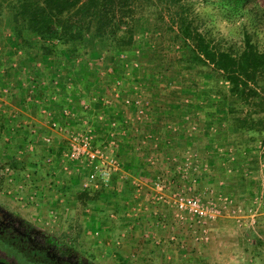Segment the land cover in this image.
<instances>
[{"label":"trees","instance_id":"obj_1","mask_svg":"<svg viewBox=\"0 0 264 264\" xmlns=\"http://www.w3.org/2000/svg\"><path fill=\"white\" fill-rule=\"evenodd\" d=\"M196 3L210 4L213 14L229 20L244 15L251 22L264 19V0H0V95L14 82V96L22 105L29 102V94L31 103L56 110L58 118L67 97L77 102L79 85L100 94L103 81L138 84L146 91L144 98L158 99V127L170 124L175 129L170 133L173 146L189 145L192 153L198 152L193 166L198 158L207 166L193 188L205 178L218 185L221 178L213 172L229 170L238 175L230 187L247 191L245 173L255 168L258 144L264 143V49L247 29L239 42L216 40L198 19ZM101 70L103 75L98 74ZM128 91L123 89L122 95L130 96ZM111 112L109 107L105 115ZM0 119H6L4 113ZM7 124L1 121L2 132ZM19 126L20 121L13 125L16 131ZM232 145L233 161L227 149ZM175 156L174 177L182 179L177 167L190 157ZM126 161L122 165L135 172ZM20 164L14 159L13 168ZM116 178L113 174L110 192L100 190L89 197L91 206L127 196L128 187L122 194L114 191ZM4 244L22 261H30L25 264H50L10 241Z\"/></svg>","mask_w":264,"mask_h":264},{"label":"rangeland","instance_id":"obj_2","mask_svg":"<svg viewBox=\"0 0 264 264\" xmlns=\"http://www.w3.org/2000/svg\"><path fill=\"white\" fill-rule=\"evenodd\" d=\"M194 7L199 14L198 19L205 21L206 29L216 40H221L224 44L239 42L243 37V31L247 29L259 47L264 49V19L251 22L247 15H244L229 20L222 15L213 14L215 11H212L210 4L196 3ZM68 124L74 126V123L68 122ZM2 136L0 137V169L9 165L13 171V180L10 182L7 176L0 175V209L43 232L57 251H71V255L86 264H264V238L259 236L261 234L264 236L263 231L259 230L260 233L257 234L240 225L235 227L231 225L230 218H228L235 209H244L250 204V197L244 189L238 192L228 186V179H232V182L238 181L236 171L223 174L226 187L217 186L207 194L205 188H209V183L205 185L206 182H204L205 187L200 189L205 200L217 197L218 193L233 194L237 202L227 207L225 216L223 215V219L227 221H221L220 218L217 221H206L205 223L193 222L191 225L189 221L177 218L175 209L169 205L159 202L152 203L144 198L138 199L139 195H137V201L133 202L129 210L138 213L137 216L135 212L133 213L134 217H137L134 231L136 229L138 231L135 234L132 233V236L130 233L127 234L130 239L127 245L124 240L126 236L118 240V242L123 241L122 243L115 240L114 245L119 251L110 248L108 253H104L105 242L101 234L102 230L99 232L98 229L96 230L98 237L94 236L96 232H90V229L93 230L90 222H95L94 226L98 227L100 215L88 214V216L87 210H91L92 206L90 199L86 201V197H81L85 190H82L72 178L67 179V175H63L62 171L56 169V164L51 166L44 164L49 151L42 139L33 138L34 151L30 152L24 149L27 143L32 142V139L26 138L28 141L23 142V137L17 136L10 137L11 140H9L4 131ZM55 141L56 144L61 141L59 144L61 145L65 143L66 137H55ZM57 150H60L58 145L54 151L56 157L58 156ZM14 159L21 163L17 169L13 168ZM216 173L218 172H213L214 175H212L216 177ZM220 173L222 171L218 175ZM169 176H161L164 181L162 192L170 193L185 188L182 180ZM259 176L264 179L262 171L256 179ZM173 180H176V183ZM56 181L58 183L60 181V184ZM246 181L247 186L250 185L251 181L249 179ZM70 184L74 185L72 193L77 195L78 199L70 201V205L64 207L63 210V207L59 206V201L63 192L71 196L70 188H68ZM38 185L43 188L40 190L39 198L35 203L28 202L26 197L32 194L33 189H39ZM211 185L214 187L213 182ZM65 193L64 196H66ZM93 195L91 194L90 197ZM114 201V199L113 201L102 199L97 203L104 211L101 214L102 222L114 227L116 231L114 236L118 238L119 235L121 236L119 233L121 230H118L120 225L113 220L106 219L110 210H119ZM119 201L123 202L122 199ZM223 224L228 225L230 231L235 234L238 242L234 245L228 244L221 247L219 244L221 238L219 230ZM204 228L208 231L206 240L203 239L205 235L201 234ZM261 228L264 230V226ZM120 249H122L121 252ZM0 264L17 263L7 262L0 258Z\"/></svg>","mask_w":264,"mask_h":264},{"label":"crops","instance_id":"obj_3","mask_svg":"<svg viewBox=\"0 0 264 264\" xmlns=\"http://www.w3.org/2000/svg\"><path fill=\"white\" fill-rule=\"evenodd\" d=\"M103 70L100 72L98 71V74L101 73L103 75ZM99 77V76H98ZM100 78V77H99ZM103 79V78H102ZM117 81H115L112 84L105 83L104 81L101 82V86H99L98 89H101L102 93L97 94L95 88L92 87L91 90H85L82 88L80 85L78 86V92L80 95L77 97V102L72 101V103L68 102L66 106H71L82 115L81 117L87 121V124L80 122H77L78 127H85L86 125L91 126L92 128L95 129L97 133V138H96V144L97 146L101 147H107L110 141L114 140L116 143V149L115 152L117 156L120 159L121 167L120 171L116 173L117 178L116 180V185H117V191L114 190L115 192L122 194L125 188H129L130 192L127 194L126 197H116L114 198V203L115 205L118 206V209L115 210H110L107 213V218L108 220H113V222L118 223L120 226L118 227V230L120 231L118 238H116L114 231V227H110L102 222V216L103 214V209H101L100 206L97 207H91V210H87V215H100V219L98 220V224H100L98 227L94 226L95 222L93 221L90 222L91 228L90 232H96L94 236L98 237V232L99 230H102V236L104 237V253H108L110 248H113L117 251H119L114 243L115 240H120L124 239L128 244L130 239L128 238L129 234L132 236V233H136L138 230L134 231L135 225L134 223H137V217H134L133 213L135 212L134 210L131 211L129 208L133 206V202L137 201V195L138 199L144 198L147 199L150 202L157 203L153 199V194L155 193V190L153 189V180H154V174H156V171L160 175H165V176H170L174 177V171L173 168L171 167V161L170 159L176 158V154H181L183 156L190 157L189 159H195L197 156V151L192 153V150L190 149L189 145H186L182 149H176L173 146V137L170 134L172 131L170 128V124L168 126H163L162 128L158 127V99L155 97L152 98H144L146 97V91L143 90L141 87H139L138 84L129 85V83L124 82V86L121 84L117 85ZM69 84V83H68ZM94 84L96 85V81H94ZM16 84L14 82L9 83V86L3 89V95H0V113H4L6 119H1L0 121L3 122V124L8 123L7 127L8 129H3L5 132L6 137L11 140L10 137H23L22 140L25 142L28 138L32 139V142L34 143L35 137H39L42 139V136L48 132H50L49 128V123L48 119L45 117L46 115L43 113V108H40V105L37 107L35 106V103L28 102L27 104L22 105L20 103V99L14 96L16 91L13 89ZM119 86H121L119 88ZM72 85H69L67 89L71 88ZM95 87V86H94ZM129 88H132L131 91H128ZM125 89V91H128L130 97L132 99L141 96L142 97V108L145 110L144 115L140 114L139 115V107L136 106L135 104H131V106H126L124 104V95H122V90ZM114 90V91H113ZM117 90V92H116ZM145 91V92H144ZM15 92V93H14ZM63 94V93H62ZM68 98V97H67ZM68 101V100H67ZM74 103V104H73ZM87 105L88 108L84 109V106ZM111 108V115L107 117L105 115V112L108 108ZM45 109V108H44ZM53 113L56 114V110H53ZM120 115V116H119ZM60 116V114H58ZM16 117V118H14ZM59 121L61 123H67L69 120H67L65 117H58ZM109 120L111 121V124L109 123ZM16 121L19 123V121L22 123V128L19 126L18 130L21 128V132L19 134H16V128L13 127L14 123ZM1 123V122H0ZM70 123V122H69ZM190 123V122H189ZM193 123V122H192ZM110 124V125H109ZM125 124V125H124ZM109 125V126H108ZM192 130L194 131L195 128H198V122L197 126L193 125ZM97 128V129H96ZM2 128L0 127V131ZM191 130V131H192ZM175 132V131H174ZM3 134V132H2ZM195 135V134H194ZM200 133L196 136H199ZM1 136V134H0ZM202 137V135L200 136ZM27 138V139H26ZM172 139V140H171ZM28 141V140H27ZM161 141V143H159ZM100 144V145H99ZM60 150L58 151V156H61L62 150L64 149V144L59 145ZM171 146V147H170ZM233 147L236 146L232 145ZM170 149V152H169ZM166 150L168 151V154L163 153ZM48 151L50 152V149L48 148ZM124 154L125 156H121V154ZM175 153V155H174ZM171 154L174 155V157H171ZM256 163H255V168L248 170L245 173L250 174L251 177H246L247 180L249 179L250 185H248V190L246 191L250 197V204L245 207H250L253 208L257 214V226L255 229L253 228H245L246 230H252L253 232L259 234L260 231L264 230L261 228L264 226V182L262 176H259L258 179H256V176L260 174V171L264 173V167H261L260 164V158L258 155V151H256ZM177 159V158H176ZM130 161L132 164V167L137 168L135 172L132 169H128L127 167H124L122 165V161ZM126 161V162H127ZM196 167L194 170L191 171H196V175L198 173H202V170L200 172L201 166H203V162L199 161V158L196 161ZM56 169H59V171H62L63 175H67V179H73V181L76 182L77 185H80L81 183V176L80 174L73 172L74 174H67L64 172L63 168L59 165H57ZM194 167V166H193ZM207 167V166H206ZM142 169V170H141ZM145 169V170H144ZM208 170V168H207ZM147 172V173H146ZM191 172V173H193ZM230 172L229 170H226V173ZM219 173V172H218ZM216 173V177L219 176L220 181L224 182V177L223 172L218 175ZM169 176V177H170ZM65 177L63 176V179ZM245 178V179H246ZM62 180V179H61ZM181 182L184 183L185 185V179H179ZM174 182L176 180H173ZM204 181L209 183V188H205V192L208 194L210 191H212V188L217 187L218 185L211 181L209 178H205ZM219 181V182H220ZM58 183V181H56ZM214 183V187L212 184ZM229 182V187L232 185H236V182H232V179H228ZM62 183V181H61ZM176 183V182H175ZM225 183V182H224ZM60 184V181L59 183ZM73 184V183H72ZM70 184L68 188H70L71 191V196L63 192L61 199L59 201V206L63 207L62 209L64 210V207L69 206L71 203L70 201L72 200H77L78 196L74 193L73 191V186ZM205 185L201 186H195L193 191L196 194H199L202 197V193L200 189L205 187ZM72 186V188H71ZM174 187H176L173 184ZM41 190V186H37ZM140 187V190L139 188ZM208 187V186H207ZM113 188V185L110 189H105L101 188L99 190H88L85 191L87 192V196H81V197H86L89 200V197L91 194H95L97 191L104 190L106 192H110ZM43 189V188H42ZM170 190V189H169ZM64 193L66 196H64ZM84 193H82L83 195ZM242 194V193H241ZM233 195V194H232ZM244 195V194H243ZM260 196L261 199L259 201H255L256 197ZM69 197L73 198L70 199ZM237 197V195H236ZM241 197V196H240ZM203 198V197H202ZM86 199V200H87ZM123 200V202L120 203L119 200ZM204 199V198H203ZM105 200V199H104ZM237 200V199H236ZM84 201V200H83ZM113 201V199H112ZM135 203V202H134ZM88 207V206H86ZM89 209V208H88ZM138 213L135 212V216H137ZM89 216V215H88ZM225 216V215H224ZM221 217V221H227L224 218ZM227 217V216H226ZM110 218V219H109ZM230 218L231 225H235V227H238L237 224V218L234 213H232ZM128 221V222H127ZM126 222V223H125ZM125 223V224H124ZM97 224V222H96ZM124 227H121V226ZM228 225H221V228L219 231V235L221 236L219 244L221 247H224L225 245L231 244L234 245L237 243V239L234 236L235 234L231 232L230 228H228ZM234 228V226H233ZM98 229V232L96 231ZM117 229V228H116ZM243 229V228H242ZM98 235V236H97ZM230 238H229V237ZM260 238L264 236L261 234L259 235ZM102 237V238H103ZM114 238V239H113ZM236 241V242H235ZM264 241V239H263ZM123 242V241H122ZM121 241L118 243H122ZM124 245V246H126ZM115 246V247H114ZM122 249H120V252ZM121 256V255H120Z\"/></svg>","mask_w":264,"mask_h":264},{"label":"built area","instance_id":"obj_4","mask_svg":"<svg viewBox=\"0 0 264 264\" xmlns=\"http://www.w3.org/2000/svg\"><path fill=\"white\" fill-rule=\"evenodd\" d=\"M117 85L121 82L118 80ZM57 96H53L52 99L56 100ZM68 102L72 103L73 99L68 97ZM27 101H32V96L28 94ZM124 104L131 106L135 104L139 107V115H144L145 110L142 108V97L138 96L134 99L125 97ZM88 106L85 105L84 109ZM45 117L48 119L50 132L42 136V142L50 149V152L46 155L44 164L47 166L55 165L58 163L65 173L83 174L81 176L80 186L82 190H99L101 188L110 189L112 187V176L120 171L121 163L117 156L115 149L116 143L114 140L110 141L108 146L105 148L99 147L96 144L97 133L94 128L89 125L85 127H78L77 122L87 124V121L83 119L79 113L71 106H65L62 109V116L65 117L72 124L61 123L53 111L45 108L43 109ZM55 137L61 138L66 137L64 149L62 150L61 156L56 157L54 151L59 144H56ZM34 143L29 142L25 146L24 150L30 152L34 151ZM229 151L230 160L235 159V147H227ZM258 155L260 158L261 167H264V143L258 144ZM173 158L172 161H175ZM192 160L187 159L183 164L178 165L179 174L182 179H191L190 183H185V188L179 191H172L170 193L162 192L163 179L162 175H159L153 182V199L163 205H169L176 211L177 218L183 221H189L192 225L193 222L205 223L206 221H217L223 217L227 207L235 204L236 198L233 195H227L224 193L216 194L217 197L208 200L203 199L199 194L194 193L193 185L197 182V173L194 170ZM207 171V167L201 166L200 172ZM193 172V173H191ZM13 171L9 165H5L0 169V175H5L8 181L13 180ZM251 177L250 174H246V177ZM264 182V179L262 183ZM221 183V184H220ZM219 185L223 184L220 181ZM140 190V187H138ZM183 190V191H181ZM189 192V193H188ZM41 194L40 189H33L32 194H28L26 200L31 203H35ZM260 196L256 197L255 201H259ZM237 218V224L246 228L255 229L258 222L257 212L250 207L244 209L238 208L233 211ZM207 229H202L203 239H207Z\"/></svg>","mask_w":264,"mask_h":264},{"label":"flooded vegetation","instance_id":"obj_5","mask_svg":"<svg viewBox=\"0 0 264 264\" xmlns=\"http://www.w3.org/2000/svg\"><path fill=\"white\" fill-rule=\"evenodd\" d=\"M0 240H2L0 241V258L7 262L17 264L30 262L22 261L15 254L9 252L6 246L10 248V245L4 243L10 241L12 246H19L27 255L37 256L35 260L50 264H86L71 255V252L57 251L43 232L18 220L2 209H0ZM27 260L30 259L27 257Z\"/></svg>","mask_w":264,"mask_h":264}]
</instances>
